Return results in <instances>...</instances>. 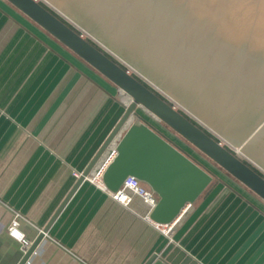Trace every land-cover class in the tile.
<instances>
[{
	"label": "water",
	"instance_id": "water-1",
	"mask_svg": "<svg viewBox=\"0 0 264 264\" xmlns=\"http://www.w3.org/2000/svg\"><path fill=\"white\" fill-rule=\"evenodd\" d=\"M2 1L113 85L121 94L119 98L129 100L120 102L122 115L19 264H26L61 211L88 180L112 194L129 177L146 185L157 197L150 220L159 228L175 224L187 206L214 191L216 174L158 130L140 110L264 203V177L244 163L237 151L206 133L198 121L160 97L156 92L163 95L158 88L141 76L264 169V0H48L74 20L70 24L77 30L79 24L111 49L113 52L89 38L126 69L41 4L67 21L48 2ZM122 58L140 74L131 72L128 64L120 61ZM108 150L113 158L98 180L93 172ZM246 161L264 175L254 162ZM158 258L154 254L145 264ZM165 262L199 264L179 246Z\"/></svg>",
	"mask_w": 264,
	"mask_h": 264
},
{
	"label": "crops",
	"instance_id": "crops-1",
	"mask_svg": "<svg viewBox=\"0 0 264 264\" xmlns=\"http://www.w3.org/2000/svg\"><path fill=\"white\" fill-rule=\"evenodd\" d=\"M15 15L0 0V264H19L27 250L9 236L12 218L22 217L19 229L32 244L124 102L113 85ZM213 192L160 230L88 180L26 264H145L154 254L152 264H168L178 246L199 264H264V203L227 186Z\"/></svg>",
	"mask_w": 264,
	"mask_h": 264
},
{
	"label": "rangeland",
	"instance_id": "rangeland-1",
	"mask_svg": "<svg viewBox=\"0 0 264 264\" xmlns=\"http://www.w3.org/2000/svg\"><path fill=\"white\" fill-rule=\"evenodd\" d=\"M2 1V0H1ZM43 1V0H40ZM46 2H48L49 5L53 6V8H55L60 14H62L63 17L66 18V20L71 23V18L68 17L65 13H63L60 9H58L56 6H54L51 2H49L48 0H44ZM5 3V2H4ZM6 5H8V8L11 9V11L14 12V14H16L15 16L21 17L25 22H27L29 25H32L33 27H35L38 31H42L37 25H35L32 21H30L29 19H27L24 15H22L20 12H18L17 10H15L13 7H11L9 4L6 3ZM74 22V20H72ZM77 24V23H76ZM77 26H79V30L82 32V34L86 37V38H94L96 40H98L97 38H95L93 35H91L88 31H86L83 27H81L79 24H77ZM43 32V31H42ZM32 33V32H30ZM33 34V33H32ZM34 35V34H33ZM44 35L46 36L47 39L53 41L57 46H59L62 51H66L67 53H69L72 57H74L76 60H78L80 63H82L88 70H91L85 63H83L80 59H78L75 55H73L70 51H68L65 47H63L62 45H60L56 40H54L52 37H50L47 33L44 32ZM34 37L36 39H39L37 36L34 35ZM40 40V39H39ZM41 41V40H40ZM98 42H100L98 40ZM102 45H104L102 42H100ZM106 49H109L106 45H104ZM111 51V49H109ZM113 52V51H111ZM117 56V55H116ZM119 56V55H118ZM117 56V57H118ZM121 58V57H118ZM121 62H125L126 64H128V68L130 69L131 72H138L137 69H135L132 65H130L128 62L124 61V59H120ZM93 75H98V77H101L99 74H97L95 71H92ZM140 74V73H139ZM143 76L146 80H149L150 83L155 87L158 88V91L164 96L166 97V99H168L177 109L187 113L190 117H192L193 119H195L196 121H198L203 127H205L207 130H209L212 134H214L216 137H218L222 143H224L225 145L229 146L230 148H232L233 150L238 152V155L243 158V159H249L252 162H254L252 159H250L247 155H245L243 152H241L239 149H237L234 145H232L230 142H228L225 138H223L220 134H218L215 130H213L210 126H208L205 122H203L200 118H198L195 114H193L190 110H188L185 106H183L180 102H178L176 99H174L171 95H169L167 92H165L163 89H161L158 85H156L154 82H152L150 79H148L145 75H141ZM103 79V78H102ZM104 80V79H103ZM123 97V101L124 103H128V98L127 97ZM139 113L144 116L151 124H153L158 130L162 131L164 134H166L169 138H171L172 140H174L176 143H178V145L182 146L190 155H192L194 158H196L199 162L203 163L206 168H208L209 170H211L214 174L218 175L217 177L224 181L229 187H231V189L238 191L239 193H244L245 195H248L249 197H253L255 199H259L257 196H255L253 193H251L248 189H246L244 186H242L238 181H236L234 178H232L231 176H229L226 172H224L221 168H219L217 165H215L212 161H210L209 159H207L205 156H203L200 152H198L195 148H193L190 144H188L186 141H184L181 137H179L177 134L173 133L168 127H166L164 124H162L160 121H158L157 119H155L152 115H150L149 113L140 110ZM259 168H261L263 171L264 169L258 165L256 162H254ZM220 180H217V185L218 184H222V182ZM226 190V188H225ZM260 200V199H259Z\"/></svg>",
	"mask_w": 264,
	"mask_h": 264
},
{
	"label": "built area",
	"instance_id": "built-area-1",
	"mask_svg": "<svg viewBox=\"0 0 264 264\" xmlns=\"http://www.w3.org/2000/svg\"><path fill=\"white\" fill-rule=\"evenodd\" d=\"M112 158L113 156L110 155V157L99 169V172L96 174L98 180H101L103 170L105 169V167L111 161ZM74 176L78 179L80 173L75 172ZM94 183L99 188L104 190L97 182ZM104 191L108 193L115 202L121 204L125 209H129L135 214L138 213L141 214L142 218L147 223H150L157 229L161 230V228L157 227L150 220V214L157 204V197L147 188L146 185L142 184L135 178L129 177L126 179V181L124 182V184L117 193L112 194L107 192L106 190ZM137 201H138V208L136 207ZM136 209H142V210L138 211ZM21 219L22 217L18 214H16L12 218L9 227V236L28 249L31 246V243L25 237L24 233L19 229Z\"/></svg>",
	"mask_w": 264,
	"mask_h": 264
},
{
	"label": "trees",
	"instance_id": "trees-1",
	"mask_svg": "<svg viewBox=\"0 0 264 264\" xmlns=\"http://www.w3.org/2000/svg\"><path fill=\"white\" fill-rule=\"evenodd\" d=\"M41 4L46 8L48 9L49 11H51L54 15L58 16L62 21H64L69 27H71L72 29H74L76 32L80 33L79 30H77L74 26H72L69 22L65 21L62 17H60L59 15H57L51 8H49L47 5H45L43 2H41ZM88 41L90 43H92L95 47H97L98 49H100L101 51H103L95 42H93L91 39L87 38ZM108 57H110L112 60H114L115 62H117L122 68L126 69L125 66H123L121 63H119L115 58H113L111 55H109L107 52L103 51ZM78 61V60H77ZM79 62V61H78ZM80 63V62H79ZM82 64V63H81ZM92 71V70H91ZM137 78V76H135ZM139 79V78H138ZM140 80V79H139ZM141 82H143L142 80H140ZM144 83V82H143ZM147 85V84H145ZM155 91V90H154ZM160 97H162L164 100H166L168 103L172 104L171 102H169L167 99H165L163 96H161L158 92H156ZM187 117V116H186ZM192 122H194L196 125H198L195 121L192 120ZM203 129V128H202ZM204 131L206 133H208L211 137H213L214 139H216V137L211 134L209 131L205 130ZM217 140V139H216ZM229 149V148H228ZM243 162L246 163L248 166H250L252 169H254L258 174H260L261 176L264 177V175L257 169L255 168L251 163H249L248 161H246L245 159H243ZM203 164V163H202ZM204 165V164H203ZM205 166V165H204ZM206 167V166H205ZM218 176V175H216ZM217 180H220L218 177L216 179V182ZM222 182V184H218L217 187L214 189V192L212 195L216 194L217 192H219L221 190L222 187H224V184H226L224 181L220 180ZM227 186V185H225ZM229 189H231V187L227 186Z\"/></svg>",
	"mask_w": 264,
	"mask_h": 264
},
{
	"label": "bare ground",
	"instance_id": "bare-ground-1",
	"mask_svg": "<svg viewBox=\"0 0 264 264\" xmlns=\"http://www.w3.org/2000/svg\"><path fill=\"white\" fill-rule=\"evenodd\" d=\"M129 102V101H128Z\"/></svg>",
	"mask_w": 264,
	"mask_h": 264
}]
</instances>
